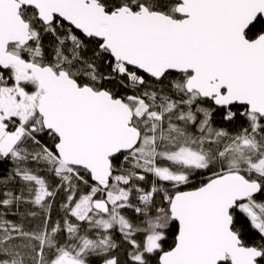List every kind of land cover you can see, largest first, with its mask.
<instances>
[{
  "label": "snow or ice",
  "instance_id": "snow-or-ice-1",
  "mask_svg": "<svg viewBox=\"0 0 264 264\" xmlns=\"http://www.w3.org/2000/svg\"><path fill=\"white\" fill-rule=\"evenodd\" d=\"M0 264H264V0H0Z\"/></svg>",
  "mask_w": 264,
  "mask_h": 264
}]
</instances>
